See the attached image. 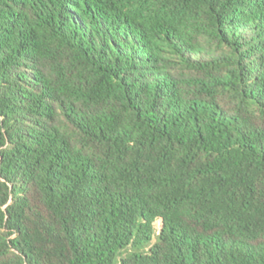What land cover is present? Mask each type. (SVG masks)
I'll list each match as a JSON object with an SVG mask.
<instances>
[{"label": "trees", "instance_id": "trees-1", "mask_svg": "<svg viewBox=\"0 0 264 264\" xmlns=\"http://www.w3.org/2000/svg\"><path fill=\"white\" fill-rule=\"evenodd\" d=\"M0 264H264V0H0Z\"/></svg>", "mask_w": 264, "mask_h": 264}]
</instances>
